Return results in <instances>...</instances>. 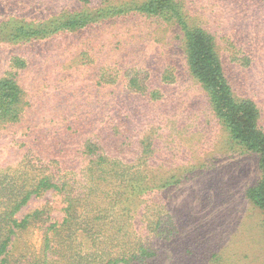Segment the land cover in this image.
Wrapping results in <instances>:
<instances>
[{"label":"trees","instance_id":"obj_1","mask_svg":"<svg viewBox=\"0 0 264 264\" xmlns=\"http://www.w3.org/2000/svg\"><path fill=\"white\" fill-rule=\"evenodd\" d=\"M188 1H110L89 8V0H80L83 9L49 10L37 17L2 13L0 44L39 47L131 18L176 29L188 72L206 92L228 142L257 157L259 178L244 197L259 211L264 229V108L259 91L240 88L229 74L221 53L239 70L252 68L256 56L263 58L264 0H208L209 13L222 23L228 22L222 12L242 14L241 38L250 47L240 38L223 37L222 24L206 27ZM259 4L263 7L256 8ZM91 49L81 54L83 63L75 61L76 68L60 69L48 97H32L34 87L24 83L31 63L21 52L9 57L0 77V123L29 134L7 137L15 161L0 165V264L180 263L176 246L182 228L164 201L166 192L187 177L176 180L169 173L145 169L156 157L157 142L136 137L141 132L130 121V100L161 102V86L175 82L173 69L164 68L161 86L154 87L147 69L125 70L127 64H120V74L115 73L121 58H95ZM80 65L96 69L86 85L75 80ZM58 83L61 88H56ZM254 85L262 87L264 82ZM47 194L59 198L60 218L52 215L50 203L24 211L33 199ZM144 228L155 241L141 235ZM35 231L42 237L39 249L25 238Z\"/></svg>","mask_w":264,"mask_h":264},{"label":"rangeland","instance_id":"obj_2","mask_svg":"<svg viewBox=\"0 0 264 264\" xmlns=\"http://www.w3.org/2000/svg\"><path fill=\"white\" fill-rule=\"evenodd\" d=\"M89 1L91 4L88 7L93 8L102 2L127 4L139 0ZM81 5L84 4H80V0H0V15L8 13L30 18L49 10L83 9ZM188 5L198 21L201 18L206 27L216 29L222 24L219 32H224L223 37L228 35L233 40L240 38L250 47L247 39L241 38L242 14L232 16L222 12L228 18V22L222 23L217 15L209 13L212 8L208 0H189ZM262 7L261 4L256 6ZM254 13L258 12L255 10ZM260 27H263L261 33L264 39V22ZM1 44L0 77L7 69L9 57L14 53H23L31 63L29 71L24 74V83L34 87L32 97L40 93L47 97L53 95L54 79L57 76L59 81L60 69L75 67V61L83 63L84 56L81 54L87 48L93 49L91 51L95 58L107 56L115 61L121 58L115 73L120 74V64H127L125 70L136 67L147 69L154 87L161 86V73L170 66L175 82L168 87L161 86L163 100L148 105L143 98L133 97L130 100V121L133 128L141 132L136 137L146 136L157 142L156 157L145 169L169 173L176 180L187 177L166 192L164 201L177 225L182 228L183 235L178 239L180 245L176 246V253L181 258L179 264H264L262 218L244 197L245 190L259 178L257 157L228 142L226 130L214 116L206 92L188 72L176 29L167 26L159 29L157 24L144 18H131L119 25L67 37L66 40L49 41L39 47L10 48ZM221 53L230 68L229 74L238 81L240 88L246 90L250 87L255 92L259 91L257 97L264 108V86L254 85L264 82V55L263 58L259 55L252 59L255 61L252 68L239 70V66L230 63L227 54ZM95 70L91 68L88 71L80 65L75 72L77 85H86L87 80L90 81L96 74ZM57 87L62 86L58 83ZM33 124L30 125L33 127ZM26 136L29 134L24 135L21 127L0 123V165H7L15 159L7 137ZM134 151L131 150L130 155ZM47 203L52 205V215L60 218L62 204L59 198L48 194L33 199L24 211L40 208ZM141 235L147 241H155L145 228L141 230ZM25 238L35 249H39L42 237L38 231Z\"/></svg>","mask_w":264,"mask_h":264}]
</instances>
